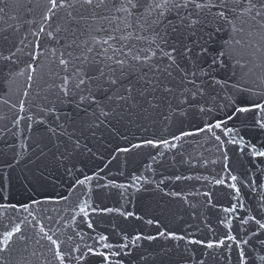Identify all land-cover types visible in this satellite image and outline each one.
<instances>
[{
    "label": "snow or ice",
    "instance_id": "obj_1",
    "mask_svg": "<svg viewBox=\"0 0 264 264\" xmlns=\"http://www.w3.org/2000/svg\"><path fill=\"white\" fill-rule=\"evenodd\" d=\"M0 4L3 5L0 6L2 18L7 16L9 4L6 0H0ZM42 8L39 21L25 19L15 25L17 31L28 26L26 35L19 40L23 47L14 44L15 51L9 49L8 56L0 55L2 61L23 63L24 68L15 75H26L27 81L23 92L25 99L19 101L18 113L12 121L17 129L13 135L23 136L22 122L33 135L23 136L18 141L20 151L13 157L15 165L21 163L25 153L35 155L37 159L51 154L58 166H64L68 176L75 177L76 172L82 170L75 164L68 167V163L82 152L92 153L84 141L88 134L95 137L102 127L127 143V146H117L116 153L162 147L180 155L179 150L187 143V138L204 135L220 146L223 170L232 181L226 186L239 196L238 176L232 174L225 146L235 145L241 154L250 150L251 158L264 162V143H254L241 135L242 128L264 131V74L256 77L260 91L242 83L252 74L256 60L264 68V0H43ZM25 10L32 14L34 7ZM29 35L33 39L28 40ZM25 55L26 60L22 59ZM43 61L48 66L47 73L40 76L41 79L48 77L43 89L45 94L38 93L31 101V107H27L29 101L26 98L38 69L43 72ZM229 80L234 81L230 87ZM217 89H229V94L220 97ZM158 122L164 126L167 136H145L138 138L136 143L114 126L131 124L147 132ZM173 127L175 131H169ZM164 155L157 151L150 158L155 162L157 157ZM13 163L6 168L11 169ZM96 175L74 179L71 189L86 187L84 196L87 198H78L67 210L70 219L61 217L55 221L57 224L63 221V228L55 230L43 222L40 214L47 210L42 205L68 203L69 196L54 198L44 190V185L33 184L25 176V190L34 194H29L27 201L0 202V227H3L0 261L9 264L4 254L10 256L17 243L26 250L31 241L44 250L40 253L44 256L43 264H89L90 257H99L101 264H125V258L140 246L138 242L162 238L202 245L206 249L219 248L231 241L239 249V264H248L242 245L247 246L249 241L237 239L230 232L222 239L205 241L166 227L156 235L137 233L131 238L121 230L118 234L124 242L111 243L106 234L92 236L82 229L77 230L83 224L88 230L95 231L90 214L116 213L125 220L130 217L143 219L121 207H93L91 181ZM40 178L47 179L43 171ZM167 179L199 180L201 177L176 175ZM9 180V172L0 168V201H8L5 192ZM150 183L153 181L147 176L132 174L127 184L112 180L96 187L139 192ZM164 183L162 179L155 186L161 189ZM214 183L224 185L226 180L221 176L214 178ZM166 195L180 197L181 193L172 191ZM203 195L209 197L211 204V194L205 192ZM183 198L187 200V196ZM238 206L244 207L242 203L232 204L223 211L234 214ZM10 212L27 215H10ZM250 221L264 230V222L255 216L241 222L247 225ZM146 223L161 228L159 219H148ZM220 223L230 228L231 219ZM26 229L32 234L29 235ZM65 229H72V234L65 235ZM62 236L65 238L61 239ZM85 237L93 242H85ZM260 244L264 248V240ZM185 251L189 259H195L194 252L188 248ZM46 253H51V257ZM30 255L37 260L40 258L36 250ZM258 259L264 264V255ZM196 264H204V260Z\"/></svg>",
    "mask_w": 264,
    "mask_h": 264
},
{
    "label": "water",
    "instance_id": "obj_2",
    "mask_svg": "<svg viewBox=\"0 0 264 264\" xmlns=\"http://www.w3.org/2000/svg\"><path fill=\"white\" fill-rule=\"evenodd\" d=\"M6 2L9 4V8L6 10L8 14L0 18V30H3L0 31V55L3 56L9 55V49L15 51L14 44L17 47H23L19 44V40L26 35L28 26L25 25L24 29L17 31L15 25L25 19L35 18L39 21L40 13L43 10V0H6ZM19 5H23V7ZM0 6L3 5L0 4ZM29 6L34 7L32 14L25 10ZM8 25H13V27L9 28ZM5 37H7V42H5ZM31 39L33 38L29 35L28 40ZM26 51L27 49H25ZM22 59L26 60L27 56H23ZM42 63L44 64L43 72L40 69L37 71L36 78L32 82L33 86L29 90V96L26 98L29 101L27 107H31V101L36 98L38 93L41 96L45 94L43 89L46 87L45 81L48 77L45 76L44 79H41L40 76L47 73L48 66L46 61ZM254 63L256 66L253 67L252 74L245 77L242 83L252 87L254 91H260L261 87L257 86L259 81L256 80V77L264 74V68L259 66V60ZM22 68H24L23 63L17 65L12 61L0 60V168L7 170L10 176V180L6 181L9 188L5 192L8 201L0 202L27 201L28 195L34 194L25 190V176H27L33 184L38 182L44 185V190L54 198L69 196L68 203L61 201L60 203L53 202L42 205L47 211L40 214L48 228L52 230L58 227L63 228V221L60 224L55 221L60 220L61 217L65 220L70 219V213L67 210L77 202L78 198H87L84 196L86 187L78 186L74 191L71 189L70 186L74 183V179L82 178L83 175L97 174L91 181L93 207H121L126 211L135 212L143 219L137 220L135 217H130L125 220L116 213L90 214V218L95 222V231L88 230L83 224H80L77 230L82 229L92 236H95L96 233L106 234L111 243L124 242L121 240V235L118 234L121 230L131 238L137 233L156 235L159 230L166 227L179 234L205 241L222 239L230 232L237 239L249 241L247 246L242 245L248 264H261L258 257L264 255V248L260 244V241L264 240V230H260L252 221L247 225L241 222L249 216H255L264 222V187H261L264 185V162L258 158H251L250 150L241 154L237 146H225L228 150V164L232 174L238 176L239 196L233 189L226 186L232 181L228 179L227 173L223 170L222 153L218 151L220 146L215 141L207 140L204 135L187 138V143L179 150L182 153L180 155H177L175 151L167 152L162 147L158 150L146 148L135 149L130 153H116L114 150L117 146H127V143L113 135L107 128L102 127L97 130L95 137L88 134V139L84 141L92 149V153L82 152L75 155L68 163V167L75 164L77 169L82 170L76 172L75 177L68 176L64 166H58L51 154L45 158L37 159L35 155L30 156L25 153L21 163L15 165L13 157L17 151H20L18 141L23 139V136L33 135L27 132L23 122L20 125L23 136L13 135L17 129L13 127L12 121L18 113L19 101L25 99L23 92L27 86L26 75H15ZM233 82L229 80V87ZM217 91L220 97L229 94V89L223 91L217 89ZM13 104H16L17 107L13 108ZM219 115L222 116L223 113H219ZM114 126L122 134L128 135L132 143H136L138 138L145 136L151 138L153 135L157 137L168 135L163 130L164 126L159 122L155 126H150L147 132L131 124ZM229 126L232 125L229 124ZM169 131H175V128H170ZM241 135L246 140L251 139L254 143H264V131L258 128H242ZM48 146L51 148L52 143L49 142ZM157 151L164 152L165 155L162 158L157 157V161L153 162L150 157ZM205 161L208 163L205 164ZM9 163H13L11 169L6 168ZM41 171L44 172L47 179L40 178ZM132 174L147 176L153 183L144 185V188L139 192L134 189H118L110 186L96 187L97 184L105 185L112 180L118 184H127ZM176 175L199 176L201 179H182L180 181L167 179ZM221 176H224L226 184H215L214 178ZM204 177L208 179H204ZM162 179L165 183L161 185V189H163L161 191L155 185ZM249 181H254V183L250 184ZM27 187L31 188L32 185H27ZM172 191L180 192L181 196L166 195ZM205 192L211 194V204L208 203L209 197L203 195ZM184 196H187V200L183 198ZM240 203L244 207L238 206L234 214L223 211L224 208L231 207L232 204L239 205ZM10 215L23 216L27 214L10 212ZM49 216L52 217L51 220L47 219ZM148 219H159L161 228L148 225L146 223ZM229 219H231L230 228L220 223L221 220ZM2 231L3 227H0V232ZM26 231L29 235L32 234L30 229H26ZM64 231L65 235L72 234V229ZM64 238V236L61 237V239ZM85 242L91 244L93 241L85 237ZM138 243L140 246L133 250L131 256L125 258V264H129V262L131 264H196L201 259L204 260V264H239V249L231 241H226L225 246L215 249H206L202 245H187L185 241L162 238ZM14 248L16 250L10 256L4 254L8 258L9 264H43L44 256L40 253L44 250L39 249V246L33 242L28 243L26 250L19 243L14 245ZM185 248L195 253L194 260L189 259ZM33 250L37 251L39 260L30 255ZM206 252L207 255H205ZM46 255L51 257V253H46ZM0 264L3 262L0 261ZM89 264H101L100 258L90 257Z\"/></svg>",
    "mask_w": 264,
    "mask_h": 264
}]
</instances>
